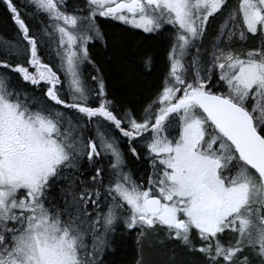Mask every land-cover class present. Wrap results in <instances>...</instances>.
<instances>
[{"label":"snow or ice","instance_id":"obj_1","mask_svg":"<svg viewBox=\"0 0 264 264\" xmlns=\"http://www.w3.org/2000/svg\"><path fill=\"white\" fill-rule=\"evenodd\" d=\"M4 6L16 36L0 39V264H105L121 225L136 232L135 264H150L153 236L202 264H264V0ZM98 18L171 29L160 88L139 114L108 98L89 52L104 40ZM121 141L150 162L144 183Z\"/></svg>","mask_w":264,"mask_h":264},{"label":"trees","instance_id":"obj_2","mask_svg":"<svg viewBox=\"0 0 264 264\" xmlns=\"http://www.w3.org/2000/svg\"><path fill=\"white\" fill-rule=\"evenodd\" d=\"M20 7L22 16L25 11L31 13V7H24L27 0H14ZM238 0H229L230 7H235ZM30 27L38 26V20L27 19ZM222 17L210 19L208 35L204 38L201 52L209 47ZM106 45L95 43L92 48V59L100 66L104 77L108 98L121 107L132 108L137 114L154 98L160 88L166 70V52L170 44L171 29H165L156 35H144L133 28L116 23H103ZM16 36V29L5 10L4 0H0V39L11 40ZM258 41L250 38L247 45L251 47ZM152 57L153 66L144 67L146 57ZM86 78L96 75L93 69L84 70ZM63 79V76L61 77ZM216 78L214 77V80ZM90 86L95 87L89 81ZM27 90H31L26 86ZM223 90V89H221ZM118 135V134H117ZM121 149L126 153L129 169L138 183H144L151 174L150 162L144 159L135 160L127 154V144L121 141ZM142 152V149L138 148ZM106 164V161H105ZM157 237H150L151 246L145 247V258L150 264H202L198 256L185 253L175 242H166L163 246L155 243ZM139 249L136 244V232H125L123 226L114 234V251L105 254V264H135Z\"/></svg>","mask_w":264,"mask_h":264},{"label":"flooded vegetation","instance_id":"obj_3","mask_svg":"<svg viewBox=\"0 0 264 264\" xmlns=\"http://www.w3.org/2000/svg\"><path fill=\"white\" fill-rule=\"evenodd\" d=\"M70 3L72 4H76L80 7H84V0H70ZM100 26H101V31L105 34V31L103 30V23H116V24H119V25H122V26H125L127 28H132L130 25H123L121 22L119 21H109V22H105V18H98V21H97ZM134 29V28H133ZM168 29V28H166ZM137 31L141 32L142 34L144 35H156L157 33H145L142 29H136ZM95 43H98V44H101V45H106V39H105V36H104V40L101 41V40H93L92 42H90L89 44V52H90V55L92 56V48L91 46ZM93 60V59H92ZM45 62H47V57H45ZM94 63L96 64L97 67L100 68V66L98 65L97 62L94 61ZM88 69H92V67L90 65H85V68L84 70H88Z\"/></svg>","mask_w":264,"mask_h":264},{"label":"rangeland","instance_id":"obj_4","mask_svg":"<svg viewBox=\"0 0 264 264\" xmlns=\"http://www.w3.org/2000/svg\"><path fill=\"white\" fill-rule=\"evenodd\" d=\"M121 226H122V225H121ZM121 226H120V227H121Z\"/></svg>","mask_w":264,"mask_h":264}]
</instances>
